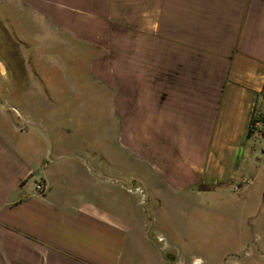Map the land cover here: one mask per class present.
<instances>
[{"label":"crops","instance_id":"0c3cea01","mask_svg":"<svg viewBox=\"0 0 264 264\" xmlns=\"http://www.w3.org/2000/svg\"><path fill=\"white\" fill-rule=\"evenodd\" d=\"M252 117L264 0H0V264L264 257L258 213L175 212L253 200Z\"/></svg>","mask_w":264,"mask_h":264},{"label":"rangeland","instance_id":"374dc122","mask_svg":"<svg viewBox=\"0 0 264 264\" xmlns=\"http://www.w3.org/2000/svg\"><path fill=\"white\" fill-rule=\"evenodd\" d=\"M257 117L260 116V113L257 112L256 115ZM262 119H260L261 121ZM255 133V135L253 134ZM251 134H253V136L251 137V140L248 142L246 150H245V156L243 158V166L245 165V160H246V156L249 155V153L252 151V149H256V157H258V159H262L263 156L260 153V147H261V143H264V141L260 140V137L263 135V126L262 127H254L253 131H251ZM250 148H249V147ZM258 160V161H259ZM264 168V160L263 162L261 161L260 163V169L262 170ZM263 173H261L253 182H252V191L253 193L249 196L251 199H253L252 201H250V203H245V201H243V203H238L237 206H232V205H228V204H215L213 202H209L211 204V206L206 205L204 207V209H198L197 208H190L189 205H185V204H179L176 205L175 208V212L178 215H190V213H207V214H218V213H223V212H241V213H247V214H254V213H258L259 218L263 221L261 222V224H264V170L262 171ZM238 195V194H237ZM210 196V195H209ZM217 197V196H214ZM248 200V199H247ZM181 217H178V220L181 224L186 225L187 223L189 224V228L194 230V231H205L206 228H217L218 225V221L211 219L208 220L205 224L204 222L201 224L200 222L198 223V221H194L191 222L190 220H180ZM187 221V222H186ZM229 222H227L228 224ZM204 224V229H202V225ZM262 228V227H261ZM206 232V231H205ZM184 251L182 252L183 256H187L188 258L191 256H199V257H204V254H202L201 252L198 251H193V252H188L186 251L185 248L181 247ZM219 255V254H217ZM264 257L261 255V252H257L254 254V257L252 259V261L247 262V261H243L242 263L239 264H264ZM196 261V260H195ZM202 264V263H201Z\"/></svg>","mask_w":264,"mask_h":264},{"label":"built area","instance_id":"2783aa9c","mask_svg":"<svg viewBox=\"0 0 264 264\" xmlns=\"http://www.w3.org/2000/svg\"><path fill=\"white\" fill-rule=\"evenodd\" d=\"M35 190L39 193L42 194L44 191V186L41 182H37L35 185ZM195 264H199V263H195Z\"/></svg>","mask_w":264,"mask_h":264},{"label":"trees","instance_id":"16d2710c","mask_svg":"<svg viewBox=\"0 0 264 264\" xmlns=\"http://www.w3.org/2000/svg\"><path fill=\"white\" fill-rule=\"evenodd\" d=\"M256 121L257 120L254 117L251 118V122H250V126H249V133H251V131H253V129H254V123Z\"/></svg>","mask_w":264,"mask_h":264}]
</instances>
